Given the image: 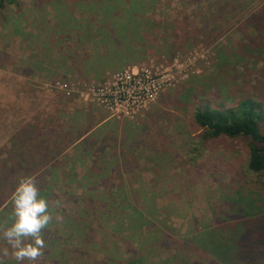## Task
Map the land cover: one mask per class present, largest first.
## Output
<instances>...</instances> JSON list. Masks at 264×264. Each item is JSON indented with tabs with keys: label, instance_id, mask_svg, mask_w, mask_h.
<instances>
[{
	"label": "rangeland",
	"instance_id": "obj_1",
	"mask_svg": "<svg viewBox=\"0 0 264 264\" xmlns=\"http://www.w3.org/2000/svg\"><path fill=\"white\" fill-rule=\"evenodd\" d=\"M123 2L0 10V230L32 177L52 217L35 264H191L194 234L232 208L228 196L264 193L245 140L206 139L192 120L223 101L219 82L263 85L264 103V40L253 47L241 19L264 0ZM0 264H18L2 238Z\"/></svg>",
	"mask_w": 264,
	"mask_h": 264
},
{
	"label": "trees",
	"instance_id": "obj_2",
	"mask_svg": "<svg viewBox=\"0 0 264 264\" xmlns=\"http://www.w3.org/2000/svg\"><path fill=\"white\" fill-rule=\"evenodd\" d=\"M109 1L120 3L124 1L123 3L129 4L130 9L138 3V0L134 3L129 0ZM14 3L16 0H0V10ZM109 5L108 10H112ZM118 8L125 9L119 3ZM242 8V18H239L243 22L244 34L250 28L256 31V36L250 35V39L251 45L258 47L260 43L257 45L253 39L264 40V6L257 9L253 7L251 10L244 4ZM56 10L63 12L61 8ZM113 15L115 19L122 16L121 13L116 12ZM129 19L126 18L122 22L120 29L122 35L128 30ZM239 78L240 73L231 79L238 83ZM251 83L250 85L255 84ZM230 84L231 82H219L221 89L219 97L223 101L215 104L208 100L203 106L196 107L192 120L203 129V136L206 139L226 136L245 140L248 153L247 168L251 172L264 174V103L255 98V96L261 98V94L257 92L261 91L263 85L254 87L252 94L248 93L249 96L240 85L233 84L234 86L230 88ZM201 95L205 96V94ZM226 100L229 101V107L223 104ZM249 194L252 192L250 191ZM254 195L245 197L244 193L236 191L228 196L224 204L229 202L232 208L223 206L213 218V223L206 224L202 230L194 234L192 243L196 244L200 253L191 264H264V193L258 191L254 192ZM133 264L138 263L133 262Z\"/></svg>",
	"mask_w": 264,
	"mask_h": 264
},
{
	"label": "clouds",
	"instance_id": "obj_3",
	"mask_svg": "<svg viewBox=\"0 0 264 264\" xmlns=\"http://www.w3.org/2000/svg\"><path fill=\"white\" fill-rule=\"evenodd\" d=\"M12 216V223L0 230V238L10 246L18 264H35L45 254L42 231L52 217L49 202L32 177L17 182L12 195Z\"/></svg>",
	"mask_w": 264,
	"mask_h": 264
}]
</instances>
